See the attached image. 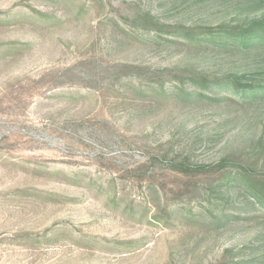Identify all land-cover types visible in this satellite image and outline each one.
Here are the masks:
<instances>
[{
	"label": "rangeland",
	"instance_id": "obj_1",
	"mask_svg": "<svg viewBox=\"0 0 264 264\" xmlns=\"http://www.w3.org/2000/svg\"><path fill=\"white\" fill-rule=\"evenodd\" d=\"M140 12L217 25L264 0H0V264H264V209L236 167L168 164L231 155L264 178V93L147 83L185 67L264 80V42L171 38Z\"/></svg>",
	"mask_w": 264,
	"mask_h": 264
},
{
	"label": "trees",
	"instance_id": "obj_2",
	"mask_svg": "<svg viewBox=\"0 0 264 264\" xmlns=\"http://www.w3.org/2000/svg\"><path fill=\"white\" fill-rule=\"evenodd\" d=\"M141 20L156 34L165 32L171 38H182L187 41H209L220 39L224 43L231 45L253 46L264 42V14L248 22L221 23L217 25H193L183 24L165 25L157 21L149 12H140L135 16V20ZM128 65H124L126 68ZM136 67V66H134ZM132 68V67H131ZM138 68V67H136ZM147 83L149 88L156 94L168 97L177 95L185 100H194L200 97H207L204 92L212 88L227 89L233 91L240 98L246 99L259 93H264V80L256 78H247L243 75H211L207 76L197 72L192 67L181 69L165 68L161 71L149 70L147 73ZM182 74V75H181ZM244 80V81H243ZM173 84L175 92H167L165 83ZM189 85V88L186 87ZM168 164L179 170L186 176L195 173H203L217 170L226 165L236 167V176L240 184L244 187L245 193L257 204L259 208L264 209V178L260 177L258 172L252 169L241 159L234 158L231 155H224L214 163L194 164L188 156L180 160H168ZM217 216L215 219L221 220Z\"/></svg>",
	"mask_w": 264,
	"mask_h": 264
}]
</instances>
